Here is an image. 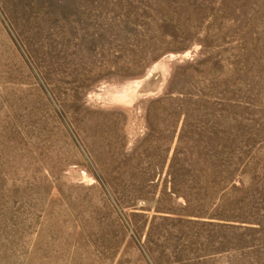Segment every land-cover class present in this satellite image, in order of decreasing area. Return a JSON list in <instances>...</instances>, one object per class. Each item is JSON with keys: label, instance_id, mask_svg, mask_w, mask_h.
<instances>
[{"label": "rangeland", "instance_id": "rangeland-1", "mask_svg": "<svg viewBox=\"0 0 264 264\" xmlns=\"http://www.w3.org/2000/svg\"><path fill=\"white\" fill-rule=\"evenodd\" d=\"M0 264H264V0H0Z\"/></svg>", "mask_w": 264, "mask_h": 264}]
</instances>
